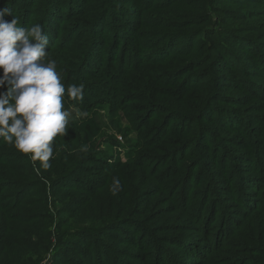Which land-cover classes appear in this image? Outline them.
Segmentation results:
<instances>
[{
	"label": "trees",
	"instance_id": "1",
	"mask_svg": "<svg viewBox=\"0 0 264 264\" xmlns=\"http://www.w3.org/2000/svg\"><path fill=\"white\" fill-rule=\"evenodd\" d=\"M123 1L0 0L19 26H42L64 84L84 86L69 106L130 111L137 133L122 161L115 141L106 151L75 146L70 121L49 168L0 140V264H264V189L250 192L264 188V87L252 80L264 63L255 25L264 0ZM250 110L256 127L245 123ZM215 176L245 210L233 237L217 244V229L204 233L197 220L182 223L194 234L179 235L190 191L196 204H215Z\"/></svg>",
	"mask_w": 264,
	"mask_h": 264
},
{
	"label": "clouds",
	"instance_id": "2",
	"mask_svg": "<svg viewBox=\"0 0 264 264\" xmlns=\"http://www.w3.org/2000/svg\"><path fill=\"white\" fill-rule=\"evenodd\" d=\"M6 16H12L9 21ZM10 9L0 10V140L51 167L53 141L68 131L65 98L83 99V85H68L48 56L49 36L40 24L19 26ZM120 181L114 180L113 191Z\"/></svg>",
	"mask_w": 264,
	"mask_h": 264
},
{
	"label": "rangeland",
	"instance_id": "3",
	"mask_svg": "<svg viewBox=\"0 0 264 264\" xmlns=\"http://www.w3.org/2000/svg\"><path fill=\"white\" fill-rule=\"evenodd\" d=\"M132 5L134 4L133 3L130 4L129 0L123 1L122 3L124 9H128V7ZM261 6L262 5H260L259 8H255V9L263 10L262 12H259L261 14L257 17V21L255 22V25L257 26L259 33L264 34V8ZM128 11H130L129 13H132L130 14L131 17L126 16L125 19L132 21L134 19V14H133L134 10L132 11L128 10ZM133 23L134 22L132 23L130 22V25H132ZM239 24L240 23L237 19L236 20L233 19L232 26L231 27L227 26L224 28H227L232 33V31L236 29V27H238ZM132 27L130 26L131 32L133 31ZM126 35L130 36L131 33ZM170 47H173V50L177 49L172 44L170 45ZM257 50L260 52L262 51V53H264V41L259 44ZM239 54H240L239 55L240 61H234L233 62L234 64H243L242 62H244V60L246 59L245 52L241 51ZM94 58L96 60V57ZM256 67L263 68L261 71H259L262 72L260 74L261 76H256V78L252 77L253 82L258 84V86H255V88L258 89L259 87H264V78L262 76V74L264 75V63L256 64ZM232 73L235 77L231 78V81L238 83L240 80V73L239 72L237 73L235 71H233ZM118 78H119V74H118ZM231 93L233 95H238V92H231ZM65 107L71 113L70 121L75 122L77 123L76 125H78L77 126L78 129L77 130L74 129L72 131V134H75L74 135L75 138L73 141L75 146L80 148L93 147L95 148L96 151H101V150L106 151L109 150L108 148H110L111 146H114V144H112L111 142L115 141V144L117 145L120 144V147L115 146L113 149H111V155L115 157L114 154H116L117 151L118 156L120 157L119 159L123 161L126 158L129 150L133 148L134 145L133 141L137 137V133L136 131L133 130V126H131L128 123L129 120L127 118L133 115L131 114L130 111L124 113V111L122 110L114 109V107L108 103L106 104L100 103L97 107H95L94 111L91 113H81L80 110L69 106L66 102H65ZM240 113L242 114L244 112H240ZM256 113L254 110H250L248 113L249 114L248 119H245V123L253 127L258 126L257 123H254L256 120L255 119L256 117H254L256 116ZM212 170H218V169H212ZM192 176L193 179H195L196 176L194 174ZM203 177L205 180L201 183V186L205 187L207 177L206 176ZM214 178L215 179L210 186H212L213 192L217 194L216 195L217 200L213 199V203L215 204H210V201L207 202V206L205 207H202L200 205V201L198 202V204H196L195 200L199 199V196H201V194H198L197 188L192 190V192L190 191L189 192L190 196H192V193L194 194V191H197V195L194 194L196 199L194 198V200H192L189 209L188 210L185 209V213L180 214V219L176 223L179 229V233H178L179 235L186 234L190 236V234H194V232L191 233L192 231L191 227L190 228L184 227V224L182 223L187 221L186 226H189L190 223L191 225H193L192 224L193 221L197 220L200 222V225L195 226L196 224H194L192 227H201L203 229H206L203 230L204 233L207 232L209 226H212L211 228L213 229H217L216 235L214 237L215 243L217 244L223 243V241L225 240H230L233 237L234 233L232 234V232L234 230H233L232 219L238 217L235 213H237L238 211L241 212L245 210L240 207L237 208L238 203L235 202L232 198L236 194L235 193L236 191H233L234 195L231 193L232 185L229 184L230 182L228 183L227 181H224L225 180L224 176L223 177L215 176ZM251 184H255V183H251ZM259 189L260 190L258 191H252L253 189H251L250 192H256V194H258L260 193V191H263L264 188L262 187V185H260ZM170 205L172 206L174 204L172 203ZM179 225L181 227H179ZM191 259L192 258L186 256L183 260L187 261Z\"/></svg>",
	"mask_w": 264,
	"mask_h": 264
}]
</instances>
